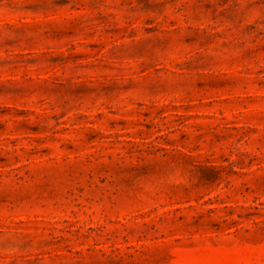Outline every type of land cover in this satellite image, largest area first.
Here are the masks:
<instances>
[{
    "label": "rangeland",
    "instance_id": "obj_1",
    "mask_svg": "<svg viewBox=\"0 0 264 264\" xmlns=\"http://www.w3.org/2000/svg\"><path fill=\"white\" fill-rule=\"evenodd\" d=\"M0 264H264V0H0Z\"/></svg>",
    "mask_w": 264,
    "mask_h": 264
}]
</instances>
